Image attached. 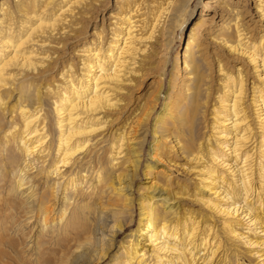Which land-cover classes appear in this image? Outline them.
Returning <instances> with one entry per match:
<instances>
[{
    "label": "bare ground",
    "instance_id": "6f19581e",
    "mask_svg": "<svg viewBox=\"0 0 264 264\" xmlns=\"http://www.w3.org/2000/svg\"><path fill=\"white\" fill-rule=\"evenodd\" d=\"M98 1L13 0L12 9L8 7L7 0L0 2V170L4 171L5 167L14 169L15 190L21 192L19 199L11 201L10 207L15 210L16 217L24 216L22 220L27 224L34 219L39 227L37 234L28 233L29 237H25L29 240L22 245L24 250L18 240H7L10 249L22 247L17 248L21 257L34 246L33 253L29 255L34 259L30 261V258L26 260L23 257V262L56 264V255L57 264L65 260L72 252L70 248L78 243L75 241L78 233L75 232L81 227L78 223L80 217L87 218L91 214L86 212L96 209L99 223L116 220L123 210L131 212L134 180L124 178L131 176L124 165L132 163L135 174L139 173L142 150L150 128V97L155 92L151 100L154 101L151 105L153 110L162 85L153 86L145 94L141 106L145 105L146 112L144 110L133 121L125 120L121 126L123 129H115L112 136L111 131L106 132L109 133L107 136H101V133L108 128L110 114L117 112L112 114L116 115L124 107L117 97L121 90L118 86L142 68L139 60L131 58L140 47L136 46L137 41L150 37L154 26L160 22L157 18L163 14L166 16L171 4L178 9L189 8L180 14L182 16L191 12V0H167L165 6L163 2L158 4L156 10L154 7L155 11L152 10L149 35L144 36L141 22L146 17H141V13L148 14L149 11L133 17L131 7L125 9L126 3L131 2L124 0V7L117 12L118 21L110 29L108 40L95 42L90 47L87 45V49L83 47L78 73L71 70L70 64L61 66L59 75L65 86H57L55 92L50 90L56 95L50 104L51 117L43 108L44 99L41 100L37 85L36 94L33 95L31 89L33 84L50 80L47 74L50 71L49 60L53 57L45 49V42L55 37L53 32L56 29L59 33H68V29L64 31L62 26L65 16H75ZM132 1L134 7L140 2ZM255 4L259 17L264 21V0H255ZM65 13L67 15L61 16ZM233 20L230 26L227 27L226 23L219 29L215 39L232 60L241 56L252 65L254 81H249L244 69L238 65L233 66L237 71L234 74L227 71L222 62L223 54L217 53L214 62L218 75L223 70L225 73L217 80V89L213 88L206 69L207 61L198 52V38L188 36L181 62L183 69L188 70L190 81L183 88L176 86L173 77L162 113L156 116L151 127L150 159L168 158L172 154L173 158L176 157L172 160L174 163L176 159L183 158L185 163L196 164L202 173L197 183L192 184L191 179L179 180L177 175L173 176L170 165L168 172L157 170L163 176V187L158 190L161 192L158 197L167 192L168 196L175 198L178 193L191 190L190 197L202 208L191 210L178 204L182 213L177 216L166 208L159 209L171 198L165 197L162 204H158L155 202L158 192L151 194L143 190L137 236L144 238L145 246L138 249V239L134 238V245L124 246L122 253L111 258L109 264H245L234 243L251 248L248 253L255 250L256 263L264 264V252L256 253V246L264 244V44L261 43L264 42V23L263 33L256 39H249L248 28L240 22L238 14L233 16ZM75 23L71 17L64 21L65 27L70 28ZM160 24L164 27L163 23ZM144 49L147 50L148 46L139 48V51ZM162 68L164 73H160L161 77L165 75L166 64ZM15 81L18 93L16 101L10 105L7 98ZM183 89L186 93L180 92ZM205 110L210 111V124L205 122ZM5 113L11 115L6 122ZM207 127L210 133L205 130ZM102 143L106 145L103 149L100 147ZM105 156L110 159L106 166ZM167 162L171 161L164 163ZM147 169L145 166L146 173ZM4 174L0 171V176ZM122 179L129 182L121 186ZM95 198L101 203L96 207L93 203ZM108 208L111 211L106 214L104 210ZM51 213L55 217H51ZM0 220L3 221L2 218ZM49 221L56 223L57 230L66 233L68 228V232L74 233L61 242L58 238L60 243L53 242V247H44L42 245L48 240L43 241L39 237L44 236L43 230L49 228ZM21 227L20 222L16 224L15 221L13 226L7 225L1 230L7 233L10 229L18 234ZM116 228L119 231L122 225L118 223ZM4 234L0 235L1 238ZM71 241H75L73 245H70ZM111 246L108 243L101 247L97 257L104 258ZM3 252L0 251V264H10L4 260ZM50 257L55 258L54 263Z\"/></svg>",
    "mask_w": 264,
    "mask_h": 264
},
{
    "label": "rangeland",
    "instance_id": "374dc122",
    "mask_svg": "<svg viewBox=\"0 0 264 264\" xmlns=\"http://www.w3.org/2000/svg\"><path fill=\"white\" fill-rule=\"evenodd\" d=\"M1 1H4V0H0V2ZM7 1H8V7L12 9L13 0H7ZM123 1L124 0H99L94 6L88 9L80 10V12H78L77 15L75 14V16H71V14H68V16H65L66 18L63 19V25H62L65 28L64 31H67L68 29V33H64L63 31L59 33V31H56L57 30L56 29L53 32V35H55V37L52 35L53 37H51L50 39H47L48 42H45L46 43L45 49H48L49 54H51L53 57L52 60H49L51 64H50V71L47 74L48 79L50 80L46 82L42 80L40 81L41 83L38 82L37 84H33L31 86V89L33 88V95H34L36 94L35 89L38 88V91L40 93L38 94L41 96V100L42 98L44 99V102L42 101V103H44L43 108L44 107L46 108V109L44 108V110L46 112H49V115L51 117H52L51 115L52 111H51L50 104H52L53 99L56 97L54 92L57 86H59V88H62L65 86V84H63L64 81L62 80V78H60V75H59V72L61 71V66L65 64H70L71 70L75 73H78V71L81 69L80 67L81 64L79 61L81 60L82 58L81 56L84 53L83 47L87 49L86 47L87 45L90 47V46H94L95 42L103 41L104 43L108 40V38L111 36L110 29L112 30L113 24L116 23V21H118L117 12L119 13L120 8L124 7ZM129 1L131 3L133 2L132 0H129ZM165 1L167 0H142V1L140 0L138 4L139 6L137 5V7H134V5H132L130 2H129L130 4H128V2L126 3L127 8L125 9H128V7L129 8L131 7L130 10H132L131 13L133 17L140 16L137 14H140L141 12L149 11L148 14L141 13V17H144V15L146 17L145 20L141 22L142 29H143L141 31H143L144 36L149 35V33L147 32H150L151 27L149 23L152 21V17H153L152 13H154L158 4L162 2L164 3ZM165 5L166 4L164 3L163 6ZM173 6L174 5L172 4L169 6V9L171 10L169 12H166V16H164L163 14V17L160 16L159 18H157L158 19L157 21L159 22L160 20V22L159 24H156V26H154V31H152L153 33L150 35V37L148 36V38L137 41L138 45L136 46L140 45V47L136 49L135 54H133L131 58H136L137 60H139L140 63L142 64V68L139 71V73L129 76V79L124 80V83H121V85L118 86L120 87L121 90L119 94L117 95V97L122 100L124 107L118 111L119 112L118 114L112 115L117 112H113L110 114L109 116L110 122L108 123V128L104 129L101 133L102 134L101 136L103 135L107 136L109 133H106V132L111 131V136H112L113 131L115 129L117 131L120 128H121L120 130L123 129L121 126L124 125L125 120H128L127 122H130V120L132 119L133 121L134 119L138 118L141 115V113L144 112V110L146 112L147 110L144 108L145 105L141 106V104L145 100V94L151 91L153 89L152 88L153 86H157L158 84L162 85L163 87L162 92L159 94V98H158L159 100L156 104V107L153 110L151 109V105L154 103V101H151V100L153 99L152 95H154L155 92L150 97L149 111L150 112L152 111L150 113L149 120H148L150 123L149 125L150 128H149V134L146 138V141L144 143V147L142 150V160H141L139 173L135 174L136 170L133 168L132 163L130 164V166L127 163L124 165L125 168L128 167L126 168L127 173L128 172L131 173V176L124 177V178L134 180L133 186L131 188L132 189L131 194L134 198V202L132 205L133 209L131 210L130 213L126 212L125 210L122 211L123 213L120 211L121 215L119 214V217H116V220H113L114 219L113 218V219L107 220V222L103 221V223L102 222L99 223L97 221V210L96 209L90 212H86L89 214L91 213L89 216H87V218L80 215L81 221H78V223L79 225H81V227L78 228V230H76L75 232V233H78V239L76 238L75 240L76 243L77 241L78 243L76 246L70 248V250L73 253L71 252L70 256L68 255L66 257L65 259L66 262L65 260H63L58 264H109L110 262H112L111 258H113L117 254L119 255L122 253L123 251L122 249L124 246H127L128 244H129L128 245L129 247L134 245V242H132L134 238L138 239V242H139V245H137L138 249H140L142 245L145 246L144 238L137 236L138 235L137 229L139 226V217H140L139 202L141 201V197L143 196L144 191L154 194L155 192H158V190H160L163 187L162 186L163 176L159 175L157 170L164 169L165 172L166 171L168 172L167 169H168V166L170 165L172 175L173 176L177 175V178L179 180H184L188 178V179H191L190 183L194 184V183H197V181L200 179L202 173L199 170V167L196 166V164H193L191 162L185 163V159L183 158L176 159L174 163L172 160H175L176 157L173 158L172 154H169L168 158L164 157L163 159L165 160L150 159L148 155V150L151 146V141H152V136H151L152 128L151 127L153 125V121L156 118V116L162 113L161 110H162L164 101L166 100L165 99L166 94L171 92V89L169 88V86L172 85V83L174 82L173 77L176 79L175 80L176 86H181L183 88H185V85L188 84L190 81L188 79L189 78L188 70L183 69V63L181 62L182 57L185 54L184 46H185V42L188 36H194L198 38L197 39L199 41V44L197 46L199 49L198 52H200L201 57L205 58V61H207L206 69L209 70V73H210L209 79L211 81L213 88L217 89L218 87L217 80L221 78L222 75L225 73V71L223 70V71H220L218 75L217 68L214 62V55H217V53L223 54L222 62L225 66V69H227V71H231L234 74V72H237V71H234L235 67L233 66L238 65L241 67V70L244 69L243 71L246 74V78L249 81H252V80L254 81V72L252 70V65H250L248 62H245V59H243L241 56H238L237 60H232L231 57H229L227 50H225L218 44V42L215 39V35L219 32V29L224 26V24L228 23V25L226 26L227 27L230 26V24H232V22L234 21L233 16L238 14V17L241 19L240 22L242 21L244 26L248 28L249 39L250 37L251 39L258 38V36L263 33L262 30H263L264 21L261 17H259V10L255 9L256 7L255 0H191V6H190L191 12L189 15L187 14L186 16L184 15L182 16L180 14L182 13L184 14V10H189V8L186 9V7H183L182 9L181 8L178 9L177 7L175 8V6L174 7ZM153 7L155 10L153 9ZM134 11L135 13H133ZM64 15H67V14L65 13V14H62L61 16H64ZM200 16L202 18H200ZM70 17L76 22L73 25L74 26L73 28H70L69 26L65 27L67 24H64V21L68 20ZM199 21L201 23H199ZM59 22L61 23V21ZM160 23H163L164 27H160L161 26ZM2 26L4 28L5 23H3ZM261 43L264 44V42H261ZM145 46L146 48L148 46L147 50L146 49H144V51L142 50L143 53L142 51H139V48L141 49ZM164 64H166V68H165L166 72H165V75L161 77L160 73L162 72L164 73V69L162 68ZM241 70H238V71H241ZM156 80H159V81L156 82ZM15 85H16V81L10 86L11 92L9 91V94H8L9 96L7 98V101L10 105H12L16 101V97H17L18 92H17V89L14 87ZM47 90L49 91L54 90V92L53 91L49 92ZM177 91H175V93ZM180 92L186 93L184 89ZM133 111H136V112H133ZM10 117L11 115H8L7 113H5L4 121L6 122L8 118ZM204 118L207 124L211 123L212 117H211L210 111L208 112L207 110H205ZM208 127H210V125H208ZM208 127L205 130H207L210 133V131L208 130ZM100 147L101 149L105 148L106 147L105 143H102ZM109 161L110 159L108 158V156H105V166L108 165ZM166 161H171V162L164 163ZM19 163L21 165L20 160H19ZM145 166L148 168L147 173L150 172L149 174H147L144 171ZM0 171L1 173L5 172L3 177L0 176V194H1L0 195V198H1L0 199V210H1L0 218L3 219V221L0 220V230L4 226H6L7 228V225L8 227L13 226L15 224V221H16V224L20 222L22 226L21 228H19L18 234H16L13 231H10V229L7 231V233L4 230L0 231V235L2 233L3 234L5 233L3 235V238H1L0 236V241L4 240L3 242H0V251L2 250L4 251L3 254L9 259L6 258L5 256L3 258L5 261L10 262V264H13L12 262H14V264H24V263L31 264L26 261L23 262L22 260L24 258L26 260L30 258L29 259L30 261L34 259V257H29L32 250H34V246L30 252L28 251L24 252L25 254H22V257H21V254L17 252V248L19 249L23 247L22 249L24 250V246L22 245H25V242L27 243L29 240V238L27 239L25 237L27 236L29 237V235H32V234L35 235V233L37 234L36 231H39V227L36 226L37 223H36V220L34 219H32V222H28L27 224L25 223L26 221L22 220L24 216L22 217L17 214L18 216L16 217L15 210L11 208L10 206L12 205L11 201H13L14 199H19L21 197V192L15 190L16 180L12 178L14 169L5 167L4 171L3 170H0ZM31 171L29 172L31 173ZM127 182L129 181L128 180L123 181L122 179L121 186L126 185ZM12 186H13V189H12ZM192 186L193 185H191L190 188H192ZM174 187L177 188L176 185ZM190 192L191 190L183 191L182 194L178 193V195H176L175 198L173 196H168V194H166L167 192H163L161 196L158 197V195L161 193V192H158L156 194L155 202H157L158 204H162L163 198L165 197L171 198L170 200H168L167 203H165V205H160L159 209L163 210L164 208H166L167 210H170V212L179 216L182 212L180 211L181 210L180 207H177L178 204H181L183 208H187L191 210H198L201 207L197 202L193 200V198L190 197L191 196ZM176 197H177V200H175ZM93 203H94V207L97 206L96 205L97 203L101 204L100 200L97 198L94 199ZM170 206L172 207L169 208ZM104 211L110 212L111 209L109 210L108 208L107 210H104ZM108 212L106 214H108ZM51 214H50L51 217H55L53 213ZM118 223L122 225V228L119 231L116 230L117 229L116 225ZM48 224H49V228L47 230H43L45 231L44 233L45 238L44 236L39 237L41 238L40 240H43V241L48 240L42 245L44 247H47V248L53 247L54 246L53 242L60 243L62 239L68 238L74 233L73 231L68 232V228H67V230L65 231L68 234H66L64 230H61V229L57 230L59 228L56 227V223H54L55 225L52 223L53 224L52 225L51 222L49 221ZM22 230H24L23 233H22ZM21 233L24 235L25 239L20 238L22 235ZM54 233L57 237L54 235ZM60 233H63V234H60ZM107 234L109 235L112 234V236L108 237ZM62 235H65V236H62ZM262 237H264V235H262ZM58 238H60V242ZM8 239H14V242L18 240L22 247L15 246V248L10 249L7 243ZM75 241H71L70 242L71 244L70 243L69 244L73 245L74 244L73 242ZM108 243H111L112 246L110 247V249H107L105 257L102 259H99L97 257L98 251L100 250L101 247L108 245ZM234 245L238 246V249L240 250L239 255H241L242 261H245V264H258L256 263L258 258L255 257V255H253L255 250L248 253V251L251 250V248L244 247L241 244H237V243H234ZM146 248H148V246ZM256 249H258L256 253H263L264 244L256 246ZM56 256H57L56 261L59 262L58 255ZM52 258L53 257H50V259L54 263L55 258L54 259Z\"/></svg>",
    "mask_w": 264,
    "mask_h": 264
}]
</instances>
